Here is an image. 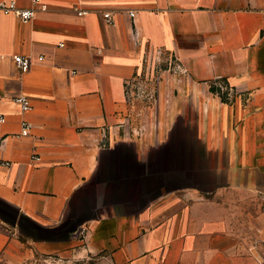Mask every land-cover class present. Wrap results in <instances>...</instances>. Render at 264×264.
<instances>
[{"label":"crops","instance_id":"crops-1","mask_svg":"<svg viewBox=\"0 0 264 264\" xmlns=\"http://www.w3.org/2000/svg\"><path fill=\"white\" fill-rule=\"evenodd\" d=\"M41 1L0 13V264H261L227 215L264 197V0ZM159 53L186 72L131 137L126 85Z\"/></svg>","mask_w":264,"mask_h":264},{"label":"built area","instance_id":"built-area-1","mask_svg":"<svg viewBox=\"0 0 264 264\" xmlns=\"http://www.w3.org/2000/svg\"><path fill=\"white\" fill-rule=\"evenodd\" d=\"M47 7L41 0H33V6L31 8H20L16 1H2L0 2V13L6 15H15L19 20L24 23L32 21L38 10H46ZM129 15L135 19L136 13L130 11ZM104 19L108 25L115 26L116 21L113 13L107 12L103 14ZM3 58L0 56V59ZM43 57H38V60L43 61ZM14 61L18 68L26 73L30 70L33 64V57L17 55L14 56ZM186 72L182 64L169 55L165 60L162 59V54L159 53L154 59L149 58L146 61L145 68L143 67L138 71L135 78L128 81L126 85V99L127 104L134 110L136 103H142L141 108L147 109L155 116L156 109L151 110V106L157 107L159 104L160 85L166 79L168 75H182ZM219 90L223 93L232 94L233 90L230 87L222 84H217ZM20 104L23 113L30 112L32 110L31 102L26 96L17 97L15 100ZM140 111V109H139ZM141 112V111H140ZM132 117V116H131ZM126 123L129 122V120ZM0 122H5V118L0 115ZM129 124V123H128ZM127 128L122 122L121 127ZM127 130V129H125ZM32 124L29 122L23 123L22 135L28 136L31 134ZM86 233L85 229L80 231L81 235Z\"/></svg>","mask_w":264,"mask_h":264},{"label":"rangeland","instance_id":"rangeland-1","mask_svg":"<svg viewBox=\"0 0 264 264\" xmlns=\"http://www.w3.org/2000/svg\"><path fill=\"white\" fill-rule=\"evenodd\" d=\"M142 103H136L135 109L127 113L122 120L123 124L128 126L125 133L131 137L141 138L147 133H155L157 131V124L159 123V118L155 117L151 112L147 111L144 106L141 108ZM151 110L158 109L157 107L151 106ZM140 109V111H139ZM132 116V117H131ZM129 120V124L126 123ZM122 122L120 124L122 125ZM119 124V126H120ZM259 199V200H258ZM217 201L222 202V199L216 198ZM231 202H228V205H237L240 208H243V213L241 209L235 213L228 214V221L232 225L228 228V232L233 233L234 230H237V233L242 234L245 238H258L264 239V197L260 195L259 198H250L246 197L244 193H238L237 196H233ZM256 223L259 224V228L256 229ZM237 224V226H235ZM253 225V229H251ZM241 227V229H239ZM239 229V231H238ZM259 258L261 264H264V242L258 247ZM55 261H58L57 264H75V262H70V258L67 256L55 257Z\"/></svg>","mask_w":264,"mask_h":264}]
</instances>
